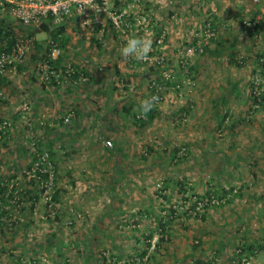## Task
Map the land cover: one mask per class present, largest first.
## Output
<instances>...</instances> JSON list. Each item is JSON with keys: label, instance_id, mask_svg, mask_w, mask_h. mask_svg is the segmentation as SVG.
Listing matches in <instances>:
<instances>
[{"label": "rangeland", "instance_id": "rangeland-1", "mask_svg": "<svg viewBox=\"0 0 264 264\" xmlns=\"http://www.w3.org/2000/svg\"><path fill=\"white\" fill-rule=\"evenodd\" d=\"M187 1L185 6L199 7L198 0ZM147 2H155V6L147 7V23L126 32L114 28L125 38L121 42L133 44V41H138L135 44H142L139 45L143 49L138 51L139 58L146 54L156 57L159 52L158 38L164 33L166 38L162 52L165 55L166 44H173L164 16L160 14L157 19V14L162 11L156 12L166 5L168 9L165 15L168 11L175 12L174 5L171 6L173 0H165V4L164 0ZM110 3L114 9H118L112 0ZM127 4L133 5L132 14L137 18L146 13L141 10L140 0L127 1L120 6ZM216 6L217 3L212 1L204 4L203 8L215 10ZM202 13L196 25L179 35V48L197 44L194 33L202 26L206 16L212 17L209 11L205 13L203 10ZM97 14L100 18L104 15V19L108 17L106 13ZM103 21L106 20L101 18L100 22ZM219 25L222 27L216 24L219 30L217 37L210 39L205 47L211 43L217 44L216 41L221 38L226 42L234 40L236 26L244 30L245 40L239 35L237 38L243 50L240 49L241 53L233 57V66L241 78L236 88L244 95L241 93V96L229 98L237 106L233 112L225 115L229 122L235 120L233 127L222 130H219L221 127L215 128L211 130V136L216 138V135L227 143L237 136L255 138L259 144L260 139L264 138V44H257L256 39L264 27V17L248 15L235 27L232 24L226 26V23ZM142 31L149 34L144 39L141 37L144 35ZM252 39L255 40L254 44H250ZM242 41L246 44H241ZM205 53L197 52L194 59ZM223 54L221 56L226 58L228 52ZM42 58H29L32 61L29 73H35L39 79L32 81L34 85L30 87L27 82L20 87L19 93L23 92V95L18 96L17 110L10 113L3 111L0 115V119L11 121L6 137L0 139V232H3L0 237V264H247L254 256L253 251L255 254L260 253L257 264H264V161L261 162L262 166H258L260 162L257 159L249 163L251 169L245 176L252 180V184L238 178H245L240 174L245 168L241 167L238 172L228 170L229 188L225 190L229 192L225 195L222 188L227 186H222L220 181L212 184L215 187L214 190L209 189L212 191H205L209 184L205 186L204 182L203 193L196 192L202 184L199 183L195 189L190 183L196 178L198 162L203 159L199 151L190 152L188 139L183 138L191 134L192 130L187 129L189 122L173 125V121L182 116L183 105L191 102V98L185 96L198 90L197 80L193 77L195 83L193 80V85L188 83L185 74L190 75L191 68L183 71L177 53L176 65L180 71L168 61L167 55L166 62L162 64L151 60L135 66L136 72H140L137 70L141 68L150 70L149 77L142 82L147 96L144 101L141 96L143 88L139 90L138 100L143 106L140 110L153 106L151 90L154 83L157 87L161 86L159 91L162 99L154 104L158 107L157 125L148 126L145 132L147 141L142 138L145 144L141 143L135 148L137 155L126 166L127 175L117 179L124 184L117 182L114 185L113 182L112 187L110 182L117 177L114 173L116 167L120 168L126 162L114 155L109 156L106 142L110 138L105 136L106 132L99 129L96 133L97 121L91 108L97 106L98 101L95 99L97 95L92 94V83L88 80L78 91L72 90L82 96V101L79 113H75L71 121L66 123L59 91L52 93L56 96L53 98L55 102L45 104L49 97L42 80ZM215 67L224 68L223 65ZM58 68L64 66L59 65ZM167 75L174 77L167 79ZM214 86L211 85L210 90H220ZM116 93L115 100H127V95L123 96L124 90L119 89ZM5 95L0 96V102L7 101ZM216 95L209 98L219 101L220 97ZM199 98L205 100L203 96ZM25 103H30L31 109L22 107ZM120 112L121 107L111 113L114 133H130L137 137L142 125H137L128 115L121 113L120 116ZM184 113L190 115L189 112ZM116 119L121 127L114 125ZM148 119L151 121L150 117ZM121 124L128 126L124 129ZM134 126L137 129L135 134ZM183 147L186 148L182 152L184 154H180ZM73 150H77L76 153ZM261 150L264 151V146H261ZM45 152L49 153L56 171L54 192L51 193H46L48 177L45 179L37 171L31 170L35 161ZM203 169L209 167L203 166ZM13 184L14 188H11ZM208 192L219 195L220 204L208 206L201 214H191L189 210L194 208L195 198L206 196ZM13 194L20 198L18 203L13 201ZM246 195L250 198L253 196L252 201L247 202L249 209L257 205L248 211L250 215L247 217L246 209L241 206L242 200L245 202L248 198ZM241 212L245 219L242 222L238 219V215L242 216ZM59 233L62 234L61 241L58 240ZM22 234L25 235L17 242V235ZM55 243L66 244L67 250L58 255L51 248ZM242 249L246 251L244 254ZM70 252L77 253V256L74 257ZM70 257H74L75 262H71ZM177 259L179 261L174 263Z\"/></svg>", "mask_w": 264, "mask_h": 264}, {"label": "crops", "instance_id": "crops-1", "mask_svg": "<svg viewBox=\"0 0 264 264\" xmlns=\"http://www.w3.org/2000/svg\"><path fill=\"white\" fill-rule=\"evenodd\" d=\"M127 1L131 0H112V2H114L115 5L118 6V8L122 7L120 6L121 3ZM140 1L143 7L141 10L146 12L144 14H147V7L149 5L155 6V2H151L150 4L147 2L148 0ZM212 1H215L217 3L216 7L217 9H219L218 11L216 8L215 10L209 7L203 8L204 4ZM198 2L199 7L192 8L191 5L190 7L185 6L186 4H188V1L186 2V0H173L171 6L174 5L175 12L168 11L165 15L164 13L168 9L167 5L165 6V8L162 7L159 8L158 11H156L157 13L162 11V13H156L157 19L160 18L161 14L162 16H164V22L166 23V26H169L166 28H168V35L173 44H166V55L168 61H170L173 66H176L177 71H180L179 66L176 65V53H178V46L180 45L177 44L180 41L178 37L181 32L189 30L193 27V25H196L198 23V21L204 14L202 13L203 10L205 13L209 11L214 19V22L220 27H222V25H219L220 23H226V26L232 24L234 25L233 27H235L239 22L242 23L244 18L248 15L254 17L256 16L257 18L264 17V0H198ZM163 4H165V0ZM180 8L181 11L179 10ZM152 9L154 8L152 7ZM152 12L154 11L152 10ZM156 14L154 13V15ZM104 17L105 15L101 16V18L106 21L100 22V15L95 12H91L90 18L86 19L85 21H82L79 17L76 16L68 18L62 24H56L53 21H47L39 26L26 27L21 25L12 17V15L9 13L8 8L3 9L0 10V50L3 49V47H5V45L8 43L9 45H11L10 43H12L13 40L22 35L32 37L34 40V48L32 53L29 55V58L43 56L48 53V41L52 38H55L60 42V45L63 49L61 56L52 65L56 68H58L59 65H62L65 68L66 66L72 64L81 66L86 70L89 81L90 83H92V94L97 95L95 96V99L96 101H98L97 106H93L91 108L93 111L94 120L97 121L95 123L96 133H98L99 129L106 132L105 136L110 138L106 142V149L109 151V156L114 155V157H117L119 160H123V162H126V165L123 164V166H121L120 168L116 167L117 170L115 169L116 171L114 173H116L117 177H114L110 182L112 187L113 182L114 185L115 183L119 182L117 180L119 179V176L127 175L125 171L126 166H128L129 162H131V159H135L137 155V153L134 152L135 148L139 147L141 143L145 144V142L142 141V138H146L147 141V135L145 134V132L147 131L148 126L151 124H154V126L157 125L156 118H158V115L156 117V114L158 113V107H156V105L150 106L149 103L145 105H149L145 111H148L151 121L142 123L137 119L138 113L140 111H143L140 110L143 107L140 105L141 100H138L140 98L139 90H142L143 88L141 96H143L142 100L144 101L147 96L145 95L146 89L145 86H142V82L144 78L147 79L149 77V69L145 70V68H141V70H137L140 72L135 71V66L145 64L139 59L140 54L138 51L143 50L141 48L142 44H126L125 42H121V40H124L125 38H123V36L116 32L114 27L111 25L109 15L106 19H104ZM206 17L204 19H206ZM204 21L205 20H203V22ZM261 30L262 32L260 37L256 39L257 44H264V39H262L264 38V27ZM142 32L144 34V32L147 31ZM234 32L237 33L234 36V40H229V42H226L225 39L223 40L221 38L220 40L216 41L217 44L211 43L207 47H205L206 53L202 56L198 55V57L193 60L190 66V76L192 78L194 77V79L197 80L196 87L198 90L193 91L191 95L187 94L185 96V98H191V102L189 104H184V108L181 109V112H183L182 115L185 114L186 116H188V120L186 122L179 121L178 119L176 121H173V125H184L189 122L187 129L192 130L191 134H186L187 136H183V138L188 139L187 143H189V148H191L190 152L199 151V156L203 159L201 162H198L199 167L197 168L195 174L196 178H193V182L190 183L195 189L199 185V183L202 184L201 189H197V191L195 190L197 193H203L204 182L206 183L205 186H208L209 184L207 190L205 191H208L209 189L214 190L215 187H213V185L218 184L219 181L223 183L222 186H227L229 185V171L235 170L236 172H238L241 167H244V172L240 174L242 176H245L246 173L249 174V171L251 169V166L249 165V163H251V160L257 159L256 161L260 162L258 166H262L261 162L264 161V151L261 150V146H264V138L260 139L261 142L257 144L255 138L243 139L237 136L235 137V139L230 140V142L227 143L219 139L216 135V138H213L214 136H211V130L215 128L221 127L219 130H222V128H230V126L233 127V123H235V120L229 122L228 117L227 119H225L226 113L228 114L229 112H233L236 106L235 101L229 100V98H235L237 95L241 96V93L243 94L242 91H238L236 88V85L241 80V78L237 74V69L233 66V63H235L233 61V57L240 54V49H242L237 41L238 35L239 38L243 39L245 38V34L244 30L240 29L239 26L235 27ZM148 35L149 34H144L141 35V37L144 39ZM244 40L245 39H243V41ZM252 40L253 41L250 44L255 43V40ZM243 41L241 42V44H246ZM226 43H228V45ZM139 45H141L140 48ZM129 47L130 50L126 52L125 49ZM225 52H228L226 58L224 56H221L223 53L225 54ZM29 58L26 59L23 64L19 65L18 70L21 71L20 73H18L17 70L16 72L18 74L15 72L7 78L6 84L3 88L4 95L7 92L5 95L7 101H5V103L0 102V115H2L3 111L10 113L17 110V102L19 101L18 96L19 94L23 95V92L19 93V91L20 87L24 85V82H27V86L30 87L34 85L32 81L36 82V79H39L37 78L38 76H36L35 73H29V70L31 68L30 65L32 63ZM215 65H223L224 68L218 69L217 67H215ZM183 71L185 72L186 70ZM21 75H23L22 78L20 77ZM25 76L26 79L24 78ZM85 83H75L73 77L64 81L62 84H57L54 81L50 83L44 81L43 85L45 90H47L46 94L49 97V99L46 100L47 103L45 104H52V102H55L53 98H55L56 96H54L53 94L56 91H59V94L63 95L60 96L62 97L60 103L63 104V108H61V111H64L65 116L71 115L72 119L75 116V113H79L78 109L82 101V96L78 95V93L75 91H78V88H80ZM211 85L219 87L220 90L218 91V88H216L214 91L210 90ZM119 89L124 90V93H126H123V96L127 95V100L125 102L114 99V97L117 96L116 92ZM216 93L218 94L216 95ZM213 95L219 96V101H213L209 98ZM199 96L205 97V100L207 101L203 99L201 101ZM186 101L187 100H185V102ZM193 101L196 102L195 105L193 104ZM216 104L217 106L215 107ZM22 107L31 109L30 103H25ZM120 107L122 111L119 113L120 116L121 113L124 115H128V117H131L137 125H142V128L138 130L139 137L132 136L130 135V133H114V131L112 130L113 127L111 124L113 117H111V113L113 111L119 110ZM184 112H189L190 115H187V113ZM118 122V119L113 121L116 127H121ZM121 125L124 129H126L128 126L126 124ZM134 129L135 130L133 134H135V132L137 131L135 126ZM74 134L76 135L75 132ZM183 148L186 149L185 147ZM76 151L77 150H73L74 153H76ZM203 166H208L209 169H203ZM114 173L113 176H115ZM201 173L205 174V176H203ZM258 177L261 178L260 175H258ZM238 178L243 179V182H245L244 180H246L248 183L252 184V180H250L249 177L247 178L245 176L244 178L239 176ZM119 183L124 184L122 182ZM98 184H101V182H99ZM227 188H229V186H227L226 188H222V192H224L223 195L227 193V190H225ZM246 196L248 198L245 202L242 200L241 206L246 209L247 217L250 215L248 211L250 209L256 208L257 205L249 209V206H247V202H251L253 196H251V198L249 195ZM0 207L2 209V206ZM241 215L242 216L238 215V219H241V222L245 221V219L242 218L243 212H241ZM1 233L3 232H0V237L2 236ZM3 235H5V233ZM24 235L25 234H22V236L17 235L16 241L18 242V240L22 239ZM59 239L60 241L62 240L61 233H59L58 240ZM78 240H80V238H78ZM19 244L20 242L17 243V245ZM66 246V244L55 243L51 248H53L55 250V253H58L59 255L62 254L63 251L67 250ZM245 252L246 251L242 249V254H244ZM70 253L74 255V257L77 256V253L75 252ZM259 255L260 253L254 255L252 257V260L247 262V264H257ZM73 259L71 258V262L75 260ZM178 261L179 260L177 259L174 261V263Z\"/></svg>", "mask_w": 264, "mask_h": 264}, {"label": "built area", "instance_id": "built-area-1", "mask_svg": "<svg viewBox=\"0 0 264 264\" xmlns=\"http://www.w3.org/2000/svg\"><path fill=\"white\" fill-rule=\"evenodd\" d=\"M133 5L127 4L122 8L114 9L110 3V0H0V10L7 9L12 17L18 21L21 25L29 26H39L47 21H53L56 24L64 23L68 18L79 17L82 21L89 19L91 12L108 14L111 25L119 31L126 32L130 31L134 27L142 26L149 20L146 14L141 15L139 18L132 14ZM211 15V14H210ZM219 33L216 23L213 17L209 16L205 19L202 26L194 33V38L197 39V44L192 46H184L178 49V58L180 67L183 70H187L191 66L194 57L197 52L205 51V44L212 38L217 37ZM166 34L161 35L158 38L159 49L158 55L153 57V55L146 54L141 56L139 59L143 62H148L151 60L157 61V63L166 62V55L163 53L162 48H164V37ZM6 44L3 49L0 50V96L4 95V85L6 84L7 78L18 70L20 64H22L32 53L34 48V40L29 36H19L10 43ZM49 50L48 53L43 55L42 65L43 69V79L45 82L50 83L54 81L57 84H62L64 81L74 77L75 83H85L89 80L87 73L78 66L72 64L66 66L65 68H56L52 64L61 56L62 47L60 42L52 38L48 41ZM156 49V48H153ZM186 79L189 84L194 81L193 78L185 74ZM167 79L174 76H168ZM193 80V81H192ZM193 85V84H192ZM160 85L152 86L151 90V101L154 104H158L162 97L160 95L159 89ZM153 104V105H154ZM137 118L140 120H146V111H141ZM71 115L64 117L65 122H69ZM179 121L186 122L188 116L185 114L180 116ZM11 121L9 119H0V139L6 137L8 130L10 129ZM185 149L180 150V154L184 152ZM184 154V153H182ZM34 172H43L48 175V183L46 185V193L54 192L53 182L56 179L55 166L50 159L49 153H44L40 156L38 160L35 161V166L32 167ZM14 188V184L11 185ZM17 193V191H15ZM18 194V193H17ZM15 197V198H14ZM13 201L18 203L20 198L13 194ZM215 204H220L219 197L217 195L211 194L209 197H196L194 208H191L189 212L195 215L201 214L205 208L208 206H213Z\"/></svg>", "mask_w": 264, "mask_h": 264}, {"label": "trees", "instance_id": "trees-1", "mask_svg": "<svg viewBox=\"0 0 264 264\" xmlns=\"http://www.w3.org/2000/svg\"><path fill=\"white\" fill-rule=\"evenodd\" d=\"M74 78V77H73ZM75 79V78H74ZM146 115H147V119L146 120H140V119H138L139 121H141L142 123H145V122H148V118H149V114H148V112H146ZM136 116V115H135ZM134 116V117H135ZM136 119V118H135ZM38 174H40L42 177H44L45 179L48 177V175L47 174H44L43 172H38ZM3 189H4V187H3ZM227 193L229 192L228 190L226 191ZM212 193H210V192H208V194L205 196V197H209L210 195H211ZM214 195H216V194H214ZM218 197H219V195H217ZM162 225V227H164V224H161ZM160 240H162V239H160ZM249 249H251V248H249ZM252 254L253 255H256L255 254V252L253 251L252 252Z\"/></svg>", "mask_w": 264, "mask_h": 264}, {"label": "clouds", "instance_id": "clouds-1", "mask_svg": "<svg viewBox=\"0 0 264 264\" xmlns=\"http://www.w3.org/2000/svg\"><path fill=\"white\" fill-rule=\"evenodd\" d=\"M135 43H139L138 41H133V44H135ZM130 50V47L129 48H127V49H125V51L126 52H128ZM74 66H76V65H74ZM78 67H81V66H78ZM82 68V67H81ZM83 69V68H82ZM84 70V69H83Z\"/></svg>", "mask_w": 264, "mask_h": 264}]
</instances>
